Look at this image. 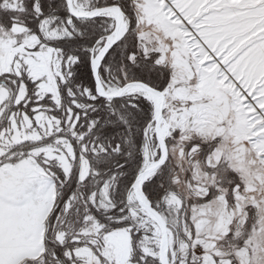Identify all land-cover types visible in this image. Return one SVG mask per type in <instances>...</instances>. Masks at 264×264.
Listing matches in <instances>:
<instances>
[{
	"label": "snow or ice",
	"instance_id": "6c2138e0",
	"mask_svg": "<svg viewBox=\"0 0 264 264\" xmlns=\"http://www.w3.org/2000/svg\"><path fill=\"white\" fill-rule=\"evenodd\" d=\"M0 264H264V0H0Z\"/></svg>",
	"mask_w": 264,
	"mask_h": 264
}]
</instances>
